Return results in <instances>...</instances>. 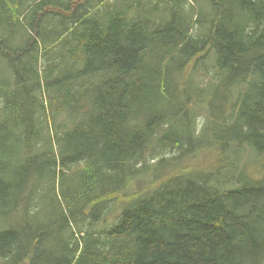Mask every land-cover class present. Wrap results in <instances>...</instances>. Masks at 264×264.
<instances>
[{
  "label": "trees",
  "instance_id": "trees-1",
  "mask_svg": "<svg viewBox=\"0 0 264 264\" xmlns=\"http://www.w3.org/2000/svg\"><path fill=\"white\" fill-rule=\"evenodd\" d=\"M125 1L0 0V264H264V0Z\"/></svg>",
  "mask_w": 264,
  "mask_h": 264
},
{
  "label": "rangeland",
  "instance_id": "rangeland-1",
  "mask_svg": "<svg viewBox=\"0 0 264 264\" xmlns=\"http://www.w3.org/2000/svg\"><path fill=\"white\" fill-rule=\"evenodd\" d=\"M99 1L100 0H95V2H97V3H99ZM103 1L105 3L100 7V11L102 12L103 15H106V16L114 14V12L117 9H119V8L120 9L125 8L126 7V3H127L125 0H103ZM148 1H151V2L148 3V4L145 3L144 0H133L132 2H129V5L132 7L133 10H129L128 8H126L127 17H130V12L131 13H135V15H138V13H139L138 11L141 10L139 15H141V16L147 15L151 19L152 22L157 23V24L160 23V16H161V13H162V10H161L162 7H158L159 6L158 5L157 8H156V6H155L156 10L154 9L153 11H152V8H150L151 12L149 13L148 10H150V9H148V8L153 6L155 4L156 0H148ZM191 3L193 5H195L198 10H199V7H200L202 9L206 10L207 12H209L208 0H196V1H193V2L191 1ZM202 9L200 10L201 13L205 14L206 12H204ZM195 12L197 13L196 9H195ZM21 15H22V12L18 14V17H19L18 23H17V26L14 28L13 31H11L10 29L8 30L5 26H0V40H1V42H0V61L2 59L1 58V56H2L1 55L2 47L4 46L3 44H6V39L7 38H10L9 42L7 43V45H9L11 47L13 46L16 49H20L21 47H23L25 45L27 39H28V35L29 34H28L27 30L29 32H31L30 29L28 28V23L29 22H27V20H24L22 17H20ZM19 24H21V26H22L21 28H20ZM208 25L209 24L206 21H204V23H202L201 25L198 26V28H197L198 32L196 34H194V35H196V36L205 35L206 32H207L206 29H207ZM192 33H193V31H192ZM33 36H34V38H38V36L36 34H33ZM39 39H41V38H39ZM39 42H40L39 46L42 47V42L40 40H39ZM67 44H68V48L67 49L69 51L72 50V49L75 50L77 47H80V46H77V44L75 42H69ZM26 47H27V45H26ZM47 49L50 52V54H52V55L53 54H61L62 53V49L60 47L55 49V46H52V47H48ZM74 53H75V51H74ZM78 58H76L75 60H77ZM40 61L42 62V65H39V70L42 69V68L44 69V65L46 66V71H47V67L50 64H54V65L56 64L57 65V68L54 69V71L51 73L50 77L46 78V79L44 77L43 78L44 81H42V83H44V85H45V89H43V90H44V95L46 97L45 98L46 106H49V93H48L47 88H46V82L47 81L48 82L54 81L57 78H59L61 80L62 74L66 73L68 71L67 68H65V67L70 65V64H72L73 61L68 60L67 56H65L64 59L56 57L53 60L52 59H48V56H47V60L43 61V59H40ZM79 65H80V63H78L77 65H74V66L77 68ZM63 68H65V69H63ZM213 71L211 72L212 74L215 73V71L214 72ZM47 72H49V71H47ZM11 73L13 75L12 78H11ZM43 74L44 73H42V75ZM17 75H18L17 74V66H15L13 63H10L9 60H6V64H2L0 62V78L7 77L8 81H9V83L11 85H12V83H14L16 85L17 84V80L16 79L19 78ZM0 88L4 89L5 86L0 83ZM51 88H53V86ZM38 93H39V91H38ZM0 95H1V93H0ZM2 99L4 101L3 97H2ZM202 99H204V98H202ZM198 107H202V104L200 102H198ZM83 108H85V109L80 111L79 113H75L74 112L73 115H71V121H76L78 123V125H80V121H83V120L86 119V112L89 110V107H88V105L86 103L83 104ZM1 109H3V107ZM56 109H58V110H66V109H63L62 107H56ZM50 110H51V106H50ZM52 110H55V108L52 109ZM48 112H49V110H48ZM64 114H59V116H63ZM50 115H51L52 118H54L52 112L50 113ZM51 117L49 116V118H48V121H50V124L53 121L51 119ZM203 117L205 118L204 112L202 110H198L197 113H196V123H198V125H200L201 122L203 121L202 120ZM56 119H57V117H56ZM60 121H62V119H60ZM37 137H38V134L34 133L32 138H31V144L36 142ZM52 143H53V146L55 148L58 146V141L57 140H53ZM156 148H158V146H156ZM158 155L159 154H156V156H158ZM140 179L145 180V179H143V177L140 178ZM149 183H150V179L147 180V181L142 182L141 184H135L133 187H135L137 189L139 187L142 188V187H144L146 185H147L146 187H148V186L152 185V183L151 184H149ZM98 226H100V225H98Z\"/></svg>",
  "mask_w": 264,
  "mask_h": 264
}]
</instances>
